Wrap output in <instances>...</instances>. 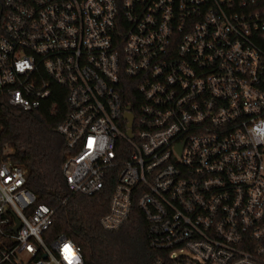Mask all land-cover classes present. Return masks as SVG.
<instances>
[{
    "label": "built area",
    "instance_id": "built-area-1",
    "mask_svg": "<svg viewBox=\"0 0 264 264\" xmlns=\"http://www.w3.org/2000/svg\"><path fill=\"white\" fill-rule=\"evenodd\" d=\"M1 5L0 93L33 111L65 89L62 173L83 195L115 178L104 230L135 202L160 252L153 264H264V0ZM8 152L0 264H83L72 239L47 233L54 211Z\"/></svg>",
    "mask_w": 264,
    "mask_h": 264
},
{
    "label": "trees",
    "instance_id": "trees-1",
    "mask_svg": "<svg viewBox=\"0 0 264 264\" xmlns=\"http://www.w3.org/2000/svg\"><path fill=\"white\" fill-rule=\"evenodd\" d=\"M1 4L2 0L0 13ZM136 98L135 89L128 88L127 102L132 108ZM66 112L65 89L58 85L33 111L10 105L0 93V154L5 145L11 148L7 155L26 169L25 185L36 194L37 203L54 211L47 233L72 239L81 249L83 264H153L160 252L150 246L148 223L135 202L117 230L107 231L99 224L108 210L115 178L93 195L69 190L62 173L68 149L56 129Z\"/></svg>",
    "mask_w": 264,
    "mask_h": 264
},
{
    "label": "water",
    "instance_id": "water-1",
    "mask_svg": "<svg viewBox=\"0 0 264 264\" xmlns=\"http://www.w3.org/2000/svg\"><path fill=\"white\" fill-rule=\"evenodd\" d=\"M125 117H126V119H127V121H128V126H131V123H132V114H131L130 112H126ZM127 134H128L129 136L132 135L130 129H128Z\"/></svg>",
    "mask_w": 264,
    "mask_h": 264
},
{
    "label": "snow or ice",
    "instance_id": "snow-or-ice-1",
    "mask_svg": "<svg viewBox=\"0 0 264 264\" xmlns=\"http://www.w3.org/2000/svg\"><path fill=\"white\" fill-rule=\"evenodd\" d=\"M65 251H66V252H68V253H70V252H71V249L69 248V246H68V245H65Z\"/></svg>",
    "mask_w": 264,
    "mask_h": 264
}]
</instances>
